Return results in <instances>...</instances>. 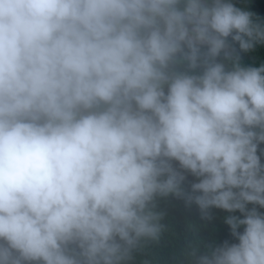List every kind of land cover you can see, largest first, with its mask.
Segmentation results:
<instances>
[{"label": "clouds", "instance_id": "clouds-1", "mask_svg": "<svg viewBox=\"0 0 264 264\" xmlns=\"http://www.w3.org/2000/svg\"><path fill=\"white\" fill-rule=\"evenodd\" d=\"M257 45L233 0H0V264H168L169 196L236 238L171 264H264Z\"/></svg>", "mask_w": 264, "mask_h": 264}, {"label": "trees", "instance_id": "trees-1", "mask_svg": "<svg viewBox=\"0 0 264 264\" xmlns=\"http://www.w3.org/2000/svg\"><path fill=\"white\" fill-rule=\"evenodd\" d=\"M233 2L237 6L253 11L260 20L264 21V0H233ZM241 56L246 63L258 66L264 62V45H257L254 50L241 53ZM260 149H264V143L260 145ZM258 154L261 155V161L264 163V152L258 149ZM195 180L196 178L190 173L187 174L185 187L190 190L191 182ZM159 207L165 212L166 220H169L170 225L161 244L151 249L153 258L161 262L168 261V264H171L172 256L174 254L178 256L189 240L197 238L195 233L202 241L201 252L205 250L206 245H221L225 240L236 242V238L231 234L230 226L223 219L225 215H228L223 209L212 208L209 216L203 217L197 205L193 203L188 206L183 199L175 196L161 198ZM260 210L264 211V209ZM236 214L240 215L239 212ZM181 259L184 258L181 257Z\"/></svg>", "mask_w": 264, "mask_h": 264}]
</instances>
